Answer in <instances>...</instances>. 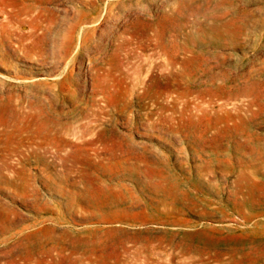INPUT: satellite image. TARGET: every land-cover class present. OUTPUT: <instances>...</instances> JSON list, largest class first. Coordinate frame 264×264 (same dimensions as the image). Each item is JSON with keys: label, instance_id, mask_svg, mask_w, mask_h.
<instances>
[{"label": "rangeland", "instance_id": "1", "mask_svg": "<svg viewBox=\"0 0 264 264\" xmlns=\"http://www.w3.org/2000/svg\"><path fill=\"white\" fill-rule=\"evenodd\" d=\"M0 8V264H264V0Z\"/></svg>", "mask_w": 264, "mask_h": 264}, {"label": "bare ground", "instance_id": "2", "mask_svg": "<svg viewBox=\"0 0 264 264\" xmlns=\"http://www.w3.org/2000/svg\"><path fill=\"white\" fill-rule=\"evenodd\" d=\"M0 13H6V12L4 11V9L0 8Z\"/></svg>", "mask_w": 264, "mask_h": 264}]
</instances>
